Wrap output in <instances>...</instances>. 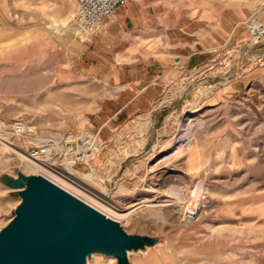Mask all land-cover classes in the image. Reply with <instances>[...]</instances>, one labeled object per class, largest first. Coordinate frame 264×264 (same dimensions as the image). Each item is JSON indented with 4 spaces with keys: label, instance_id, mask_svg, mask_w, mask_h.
<instances>
[{
    "label": "rangeland",
    "instance_id": "1",
    "mask_svg": "<svg viewBox=\"0 0 264 264\" xmlns=\"http://www.w3.org/2000/svg\"><path fill=\"white\" fill-rule=\"evenodd\" d=\"M75 7V0H0V174L36 173L7 142L26 153L37 138L90 130L102 88L76 69L77 48L65 49L76 36ZM253 19L206 63L177 71L107 143L99 135L103 151L86 168L66 164L82 192L130 212L105 213L128 233L159 237L128 252L131 264H264V30L256 39ZM206 80L213 86L202 94ZM16 121L32 131L24 139L11 133ZM183 126L192 138L176 151ZM177 186L186 187L185 201H200L195 219H184ZM12 191L0 183V229L20 201ZM86 264L116 258L94 252Z\"/></svg>",
    "mask_w": 264,
    "mask_h": 264
},
{
    "label": "crops",
    "instance_id": "2",
    "mask_svg": "<svg viewBox=\"0 0 264 264\" xmlns=\"http://www.w3.org/2000/svg\"><path fill=\"white\" fill-rule=\"evenodd\" d=\"M252 18L264 26V0H127L100 27L74 31L65 49L77 48L76 69L102 88L88 129L107 143L121 123L161 97L177 71L241 39Z\"/></svg>",
    "mask_w": 264,
    "mask_h": 264
},
{
    "label": "water",
    "instance_id": "3",
    "mask_svg": "<svg viewBox=\"0 0 264 264\" xmlns=\"http://www.w3.org/2000/svg\"><path fill=\"white\" fill-rule=\"evenodd\" d=\"M0 174L20 198L0 229V264H86L92 253L131 264L128 252L144 250L158 236L128 233L120 223L38 174Z\"/></svg>",
    "mask_w": 264,
    "mask_h": 264
},
{
    "label": "built area",
    "instance_id": "4",
    "mask_svg": "<svg viewBox=\"0 0 264 264\" xmlns=\"http://www.w3.org/2000/svg\"><path fill=\"white\" fill-rule=\"evenodd\" d=\"M126 2L127 0H75V15L71 25L81 34L92 31L100 27L104 19L110 17ZM31 132V129L21 121H16L12 125L13 136L24 139ZM37 139L38 142L31 144L27 149L26 157L62 171L66 170V164L73 170L80 165L86 168L88 163L103 151L98 130L70 131L61 137Z\"/></svg>",
    "mask_w": 264,
    "mask_h": 264
},
{
    "label": "bare ground",
    "instance_id": "5",
    "mask_svg": "<svg viewBox=\"0 0 264 264\" xmlns=\"http://www.w3.org/2000/svg\"><path fill=\"white\" fill-rule=\"evenodd\" d=\"M69 24L70 23L68 22L67 23V26L68 27H69ZM251 28H252V34H253V36L256 39H257L258 34L261 31L264 30V26L259 21H252L251 22ZM74 31L77 32L78 34H81V33H79L76 30H74ZM205 83H206L205 86H204V84H202L203 85V87L201 88L202 94H207L210 91L211 87L213 86V84L211 82H208V80H206ZM189 106H191V105H189ZM182 129L184 130V133L183 134H180L179 138L177 137L178 138L177 140L179 142V145L177 147H175L176 148V151L182 145H186L187 146V144L189 143L190 139L192 138V134L190 132V127H184L183 126ZM7 143L6 144L8 145V148L11 151H14L15 154L22 159V161L25 163L24 166H26L28 169H30V170H32V171H34L36 173H39V174H42V175L46 176L51 181H53L56 184L60 185L61 187L65 188L66 190H68L69 192L73 193L77 197L81 198L82 200H84L88 204L92 205L93 207H95L96 209H98L99 211H101L102 213L109 214L111 217L117 218V219L119 217L122 218V219H123V217L124 218H127L130 215V212H122V213L119 214L118 212H115L113 210H110V209L106 208V206L102 205L101 203H99V201L95 200L92 196H90L89 194H87L85 192L86 190L82 192L81 190L82 189H85V188L83 186H82V188H79L81 185L80 186L76 185L77 184L76 183L77 180H74L75 179L74 177H73V179H71L72 178V174L67 173V172H63V171H60V170H57V169H52V166L47 165L46 163L32 161V160H30V159H28L26 157V153H24V152H22L20 150H17L12 145L9 146L10 142H7ZM87 177H90V176H88V175L82 176L83 179H85ZM182 179H184V178L182 177ZM185 186H187V185H185ZM185 186H183V187L182 186H177V188H176V192H177L176 194L178 196V200L181 201L182 203H184L183 209L181 210L182 211L181 213L183 214V217L186 220L191 219V218L192 219H195L196 216H197V213H198V208H200V206H199L200 205L199 204L200 201L199 202L196 201L197 199L195 201H192V202H188V200L185 201L184 200V197H185L184 195H185V191H186V187ZM199 187L200 186L198 184L196 186V190L199 189ZM199 193H200V191H199ZM111 196L109 195V197H111ZM102 201H105L106 203H110L109 202L110 200L108 201L107 199H102Z\"/></svg>",
    "mask_w": 264,
    "mask_h": 264
}]
</instances>
